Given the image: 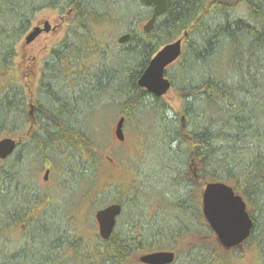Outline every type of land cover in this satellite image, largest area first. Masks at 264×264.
I'll return each instance as SVG.
<instances>
[{
	"label": "trees",
	"instance_id": "obj_1",
	"mask_svg": "<svg viewBox=\"0 0 264 264\" xmlns=\"http://www.w3.org/2000/svg\"><path fill=\"white\" fill-rule=\"evenodd\" d=\"M42 10L65 17V30L29 95L16 47ZM151 14L141 0H0V139L18 138L0 161V264H143L140 254L160 250L174 252L170 264H230L240 248L223 249L200 209L211 180L247 201L264 264V0H169L144 32ZM184 32L165 70L173 107L137 79ZM114 106L142 153L121 160L120 177L104 175L92 123ZM46 167L90 208L120 204L107 240L82 233L64 195L42 189Z\"/></svg>",
	"mask_w": 264,
	"mask_h": 264
},
{
	"label": "water",
	"instance_id": "obj_2",
	"mask_svg": "<svg viewBox=\"0 0 264 264\" xmlns=\"http://www.w3.org/2000/svg\"><path fill=\"white\" fill-rule=\"evenodd\" d=\"M144 5L152 6V14L142 28L149 32L157 16L166 11L169 0H141ZM51 26L49 21H43V27L33 26L24 36L26 44L31 43L42 31L48 32ZM125 33L118 37V43H125L129 39ZM186 32L177 39L163 45L150 59L139 78L137 85L156 97H164L171 91V83L165 76V70L173 64L181 54L183 38ZM124 117L120 116L114 127V135L120 142L124 141ZM18 138L4 136L0 144L4 145L0 151V161L9 156L15 148ZM48 174V170L44 175ZM200 209L204 220L213 231L219 245L226 250L240 248L249 238L253 221L248 213L247 204L243 197L236 193L233 187L220 180H211L204 183L200 195ZM121 213L118 203H110L95 210L94 218L97 223V233L102 240H107ZM175 254L173 251L160 250L143 253L138 261L143 264H170Z\"/></svg>",
	"mask_w": 264,
	"mask_h": 264
},
{
	"label": "rangeland",
	"instance_id": "obj_3",
	"mask_svg": "<svg viewBox=\"0 0 264 264\" xmlns=\"http://www.w3.org/2000/svg\"><path fill=\"white\" fill-rule=\"evenodd\" d=\"M45 20L49 21L51 25L58 24L59 15L52 10H42L35 15L31 27L36 26L38 23ZM64 30L65 24L61 25L53 32L50 31L48 33H41L29 44H26L23 38L17 45L16 63L23 76L24 82L27 83V92L29 95L33 93L35 83L39 79V70L42 65V60L47 56L51 47L63 37ZM120 34L117 36L115 35L114 38H118L121 36ZM225 56L226 55H224L223 58ZM164 99L173 107H177L179 105L176 94L173 91H170L168 94H166ZM119 117L120 114L118 107H107L105 117L100 114H96L92 122L96 132V138L102 144L101 147L104 158L107 161L105 162V165L101 166L105 171V176L110 174L117 175L119 177L122 176L125 170L120 165L121 160L126 161L127 164L129 158H138L140 154H142L140 153V148L137 144L139 135H137L136 129L130 128V125L125 123L123 125L124 141L120 142L116 139L114 135V127ZM9 137L14 138L16 136ZM154 150L155 147L153 146L149 149V152H147L146 156L151 158ZM43 175L44 169L39 173V179L43 184L42 189H50L51 194L54 195L55 202H58L59 195L62 198L63 194V200L65 203L63 209L64 211L68 210L67 212L73 214V216L74 214L77 216L78 220H76V222L80 227L81 232L85 233L87 236H93L96 234L97 224L94 218V212L96 209L90 208L88 198L80 196L79 191L75 190L70 194L67 192H62L57 187H55L56 180L55 177H53V173L50 172L46 180L43 179ZM203 187L204 185L199 190V197ZM70 200L74 203H69ZM253 239H247L245 241L246 246H244V250H242L243 248H241V245V255L238 257H231L229 261L230 264H256L257 259L255 258L254 254L255 246Z\"/></svg>",
	"mask_w": 264,
	"mask_h": 264
},
{
	"label": "flooded vegetation",
	"instance_id": "obj_4",
	"mask_svg": "<svg viewBox=\"0 0 264 264\" xmlns=\"http://www.w3.org/2000/svg\"><path fill=\"white\" fill-rule=\"evenodd\" d=\"M64 23H65V17H61V16H59V23L58 24H52L51 25V23H50V26H51V28H50V30L48 31V32H50V31H55L58 27H60L61 25H64ZM37 25H39L41 28L43 27V21L42 22H40V23H38ZM48 32H44V31H42L41 33H48ZM40 33V34H41ZM39 34V35H40ZM38 35V36H39ZM46 170H48V174L45 176V175H43V179L44 180H46L47 179V177H48V175H49V173H50V168L49 167H46L45 169H44V173H45V171Z\"/></svg>",
	"mask_w": 264,
	"mask_h": 264
},
{
	"label": "snow or ice",
	"instance_id": "obj_5",
	"mask_svg": "<svg viewBox=\"0 0 264 264\" xmlns=\"http://www.w3.org/2000/svg\"><path fill=\"white\" fill-rule=\"evenodd\" d=\"M4 145L0 144V151H3Z\"/></svg>",
	"mask_w": 264,
	"mask_h": 264
},
{
	"label": "bare ground",
	"instance_id": "obj_6",
	"mask_svg": "<svg viewBox=\"0 0 264 264\" xmlns=\"http://www.w3.org/2000/svg\"><path fill=\"white\" fill-rule=\"evenodd\" d=\"M246 202H247V201H246ZM109 204H110V203H109ZM106 205H107V204H106ZM116 222H117V219H116ZM115 225H116V224H115ZM251 234H252V233H251ZM251 234H250V235H251Z\"/></svg>",
	"mask_w": 264,
	"mask_h": 264
}]
</instances>
